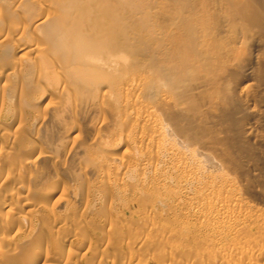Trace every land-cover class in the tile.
I'll list each match as a JSON object with an SVG mask.
<instances>
[{
  "label": "bare ground",
  "instance_id": "obj_1",
  "mask_svg": "<svg viewBox=\"0 0 264 264\" xmlns=\"http://www.w3.org/2000/svg\"><path fill=\"white\" fill-rule=\"evenodd\" d=\"M0 264H264V0H0Z\"/></svg>",
  "mask_w": 264,
  "mask_h": 264
},
{
  "label": "rangeland",
  "instance_id": "obj_2",
  "mask_svg": "<svg viewBox=\"0 0 264 264\" xmlns=\"http://www.w3.org/2000/svg\"><path fill=\"white\" fill-rule=\"evenodd\" d=\"M81 124H80V129L82 130L81 133L83 137H85V135H87L86 133L88 132L85 125H84V122H82V120L80 121ZM83 125V126H82ZM84 127V129H83ZM86 129V130H85ZM85 132V133H84ZM61 196L59 193L55 192V193H52L51 197H50V200H49V203H52L53 201L57 200V199H60Z\"/></svg>",
  "mask_w": 264,
  "mask_h": 264
}]
</instances>
